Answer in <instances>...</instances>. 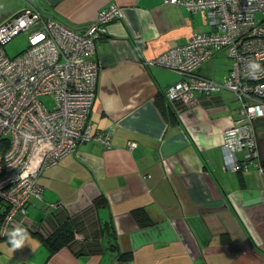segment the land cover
Instances as JSON below:
<instances>
[{
    "label": "crops",
    "instance_id": "obj_1",
    "mask_svg": "<svg viewBox=\"0 0 264 264\" xmlns=\"http://www.w3.org/2000/svg\"><path fill=\"white\" fill-rule=\"evenodd\" d=\"M27 1L77 30L109 4L119 16L96 41L100 67L89 113L92 129L109 132L110 144L82 143L42 172V197L0 238L12 245L11 232L26 230L19 264H264V177L252 163L247 172L222 168V130L238 114L235 96L224 88L195 92L194 103L174 109L165 89L180 75L143 64L210 30L204 12L165 0ZM222 57L213 55L198 72L221 80L229 67ZM254 129L255 160L264 164V114ZM49 204L61 205L54 212L73 231L71 245L48 242ZM135 210L146 213L143 226Z\"/></svg>",
    "mask_w": 264,
    "mask_h": 264
},
{
    "label": "built area",
    "instance_id": "obj_2",
    "mask_svg": "<svg viewBox=\"0 0 264 264\" xmlns=\"http://www.w3.org/2000/svg\"><path fill=\"white\" fill-rule=\"evenodd\" d=\"M23 1L0 23V139L8 140L0 149V238L25 213L32 198L42 197L39 178L47 167L74 153L82 143L110 144L109 132L92 129L89 113L100 67L96 41L119 16L118 6L101 8L88 25L77 30ZM165 1L184 5L192 13L203 11L210 30L144 59V66H159L180 75L165 89L174 109L194 103L195 92L231 91L238 114L222 130V168L247 172L252 163L256 174L264 177V164L255 160L254 129L255 118L264 114V0ZM20 32H26L27 46L10 57L4 45ZM221 52L229 58L221 80L198 72ZM252 61L260 67H250ZM45 95L52 98L51 108L41 100ZM136 146L137 142H128L130 149ZM238 151L244 153L242 160ZM60 207L49 204L47 212Z\"/></svg>",
    "mask_w": 264,
    "mask_h": 264
},
{
    "label": "rangeland",
    "instance_id": "obj_3",
    "mask_svg": "<svg viewBox=\"0 0 264 264\" xmlns=\"http://www.w3.org/2000/svg\"><path fill=\"white\" fill-rule=\"evenodd\" d=\"M22 1L0 0V8L3 10L4 9L16 10L19 9L20 5L22 4ZM26 46H27V34L26 32H20L19 34L11 38L7 43H5L4 49L10 57H13L14 55L18 54L23 49H25ZM219 55L227 59V62L229 61V58L226 57L222 52L219 53ZM41 100L46 104L48 108L52 107L53 102L50 95L42 96ZM22 252H23L22 248L16 249L13 248L12 245H8L5 240L0 241V264H19L21 262H25L26 261L25 258H23L21 255Z\"/></svg>",
    "mask_w": 264,
    "mask_h": 264
},
{
    "label": "trees",
    "instance_id": "obj_4",
    "mask_svg": "<svg viewBox=\"0 0 264 264\" xmlns=\"http://www.w3.org/2000/svg\"><path fill=\"white\" fill-rule=\"evenodd\" d=\"M7 144H8L7 139L5 138L0 139V149L5 148ZM103 201H105V197L102 195L96 198L93 204L99 205ZM133 214L139 225L143 226L145 223H147V215L143 210H135ZM47 218L50 221V224L53 228L52 233L47 238L48 242L52 244L51 245L52 249H56L63 245H68V244L71 245V240L73 238V231L70 229L69 226H64L68 224L67 220L65 221V218H62L57 212H52V214H50V216H48Z\"/></svg>",
    "mask_w": 264,
    "mask_h": 264
},
{
    "label": "clouds",
    "instance_id": "obj_5",
    "mask_svg": "<svg viewBox=\"0 0 264 264\" xmlns=\"http://www.w3.org/2000/svg\"><path fill=\"white\" fill-rule=\"evenodd\" d=\"M250 67L252 68H259L260 65L255 61L250 62ZM26 230L23 228H16L10 234V242L13 248L19 249L23 247L25 240H26Z\"/></svg>",
    "mask_w": 264,
    "mask_h": 264
},
{
    "label": "water",
    "instance_id": "obj_6",
    "mask_svg": "<svg viewBox=\"0 0 264 264\" xmlns=\"http://www.w3.org/2000/svg\"><path fill=\"white\" fill-rule=\"evenodd\" d=\"M13 10H11V9H4V12H3V14H0V23L3 21V20H5V18H7L9 15H10V13L12 12Z\"/></svg>",
    "mask_w": 264,
    "mask_h": 264
}]
</instances>
